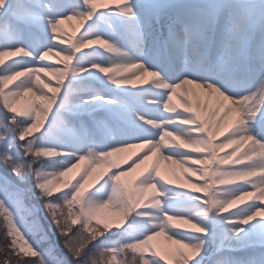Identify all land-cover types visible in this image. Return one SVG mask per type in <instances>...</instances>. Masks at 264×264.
I'll list each match as a JSON object with an SVG mask.
<instances>
[{
	"label": "snow or ice",
	"instance_id": "obj_1",
	"mask_svg": "<svg viewBox=\"0 0 264 264\" xmlns=\"http://www.w3.org/2000/svg\"><path fill=\"white\" fill-rule=\"evenodd\" d=\"M0 229L4 264H264V0H0Z\"/></svg>",
	"mask_w": 264,
	"mask_h": 264
},
{
	"label": "trees",
	"instance_id": "obj_2",
	"mask_svg": "<svg viewBox=\"0 0 264 264\" xmlns=\"http://www.w3.org/2000/svg\"><path fill=\"white\" fill-rule=\"evenodd\" d=\"M56 240L58 241V238H56ZM6 244H7V240L3 235V230L0 229V249H3V246ZM6 255H7L6 250H0V264H4ZM12 259L13 261H15L16 258L13 257Z\"/></svg>",
	"mask_w": 264,
	"mask_h": 264
},
{
	"label": "rangeland",
	"instance_id": "obj_3",
	"mask_svg": "<svg viewBox=\"0 0 264 264\" xmlns=\"http://www.w3.org/2000/svg\"><path fill=\"white\" fill-rule=\"evenodd\" d=\"M45 226H46V227L48 226V222H47V221H45ZM49 234L51 235V232H50ZM54 238H55V239H54ZM56 238H58V241L56 240ZM53 239H54V241H55L57 244H60L61 241H62V238L59 237V236H54Z\"/></svg>",
	"mask_w": 264,
	"mask_h": 264
}]
</instances>
